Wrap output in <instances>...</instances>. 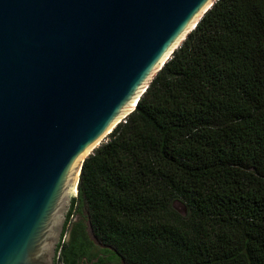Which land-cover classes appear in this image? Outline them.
Listing matches in <instances>:
<instances>
[{
    "label": "trees",
    "instance_id": "1",
    "mask_svg": "<svg viewBox=\"0 0 264 264\" xmlns=\"http://www.w3.org/2000/svg\"><path fill=\"white\" fill-rule=\"evenodd\" d=\"M77 209L92 264H264V0L204 12L84 158ZM83 251L62 237L55 264Z\"/></svg>",
    "mask_w": 264,
    "mask_h": 264
},
{
    "label": "water",
    "instance_id": "2",
    "mask_svg": "<svg viewBox=\"0 0 264 264\" xmlns=\"http://www.w3.org/2000/svg\"><path fill=\"white\" fill-rule=\"evenodd\" d=\"M214 1L0 0V264H55L84 158Z\"/></svg>",
    "mask_w": 264,
    "mask_h": 264
},
{
    "label": "flooded vegetation",
    "instance_id": "3",
    "mask_svg": "<svg viewBox=\"0 0 264 264\" xmlns=\"http://www.w3.org/2000/svg\"><path fill=\"white\" fill-rule=\"evenodd\" d=\"M70 209L67 213V218L65 222V232L67 231L68 225L70 223L71 216L73 215L74 211L70 214ZM65 236V235H64ZM64 236L63 239H64ZM62 240V239H61ZM68 241L74 242V243H80L84 247V251L80 253V257L77 258V264H92L91 262L97 261L99 254H102L101 249H103V245H101L100 248L95 247V244L93 243V240H91L88 235L85 232L84 225L77 221L75 222L70 231H69V238ZM67 241V242H68ZM89 260H93L89 262Z\"/></svg>",
    "mask_w": 264,
    "mask_h": 264
},
{
    "label": "rangeland",
    "instance_id": "4",
    "mask_svg": "<svg viewBox=\"0 0 264 264\" xmlns=\"http://www.w3.org/2000/svg\"><path fill=\"white\" fill-rule=\"evenodd\" d=\"M105 138V137H104ZM92 151V149H91ZM90 151V152H91ZM175 206L176 208L180 211V212H183L184 211V207L181 203L179 202H176L175 203ZM81 222L83 225H84V229H85V232L86 234L88 235V237L93 240V243L95 244V247L97 248H100L101 247V244L98 242V240L94 237V235L92 234V231H91V228H90V225H89V221L87 219V216H86V211L83 210V211H79L78 209L74 211L73 215L71 216V219H70V223L68 225V228H67V231L64 233V241H68V238H69V231L72 227V225L75 223V222ZM60 264V263H59ZM105 264H114V263H110V262H106ZM119 264H125L123 261H120Z\"/></svg>",
    "mask_w": 264,
    "mask_h": 264
},
{
    "label": "bare ground",
    "instance_id": "5",
    "mask_svg": "<svg viewBox=\"0 0 264 264\" xmlns=\"http://www.w3.org/2000/svg\"><path fill=\"white\" fill-rule=\"evenodd\" d=\"M90 151V150H89Z\"/></svg>",
    "mask_w": 264,
    "mask_h": 264
}]
</instances>
